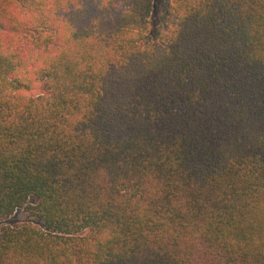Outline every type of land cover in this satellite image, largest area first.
I'll list each match as a JSON object with an SVG mask.
<instances>
[{"label": "trees", "instance_id": "1", "mask_svg": "<svg viewBox=\"0 0 264 264\" xmlns=\"http://www.w3.org/2000/svg\"><path fill=\"white\" fill-rule=\"evenodd\" d=\"M161 7L0 0V264H264V0Z\"/></svg>", "mask_w": 264, "mask_h": 264}, {"label": "rangeland", "instance_id": "2", "mask_svg": "<svg viewBox=\"0 0 264 264\" xmlns=\"http://www.w3.org/2000/svg\"><path fill=\"white\" fill-rule=\"evenodd\" d=\"M153 2H154L153 15L157 17L160 14V12H161L162 0H153ZM2 26L6 27V23H5V21L2 18H0V31L2 30L1 29ZM17 217H14V220H20V219L23 218L22 215L17 216Z\"/></svg>", "mask_w": 264, "mask_h": 264}]
</instances>
